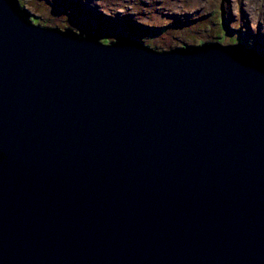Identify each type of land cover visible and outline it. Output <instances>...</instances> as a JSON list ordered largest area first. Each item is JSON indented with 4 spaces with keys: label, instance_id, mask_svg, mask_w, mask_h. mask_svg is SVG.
Listing matches in <instances>:
<instances>
[{
    "label": "water",
    "instance_id": "95a60500",
    "mask_svg": "<svg viewBox=\"0 0 264 264\" xmlns=\"http://www.w3.org/2000/svg\"><path fill=\"white\" fill-rule=\"evenodd\" d=\"M159 52L0 0V264H264V59Z\"/></svg>",
    "mask_w": 264,
    "mask_h": 264
},
{
    "label": "rangeland",
    "instance_id": "374dc122",
    "mask_svg": "<svg viewBox=\"0 0 264 264\" xmlns=\"http://www.w3.org/2000/svg\"><path fill=\"white\" fill-rule=\"evenodd\" d=\"M18 1L34 24L94 34L103 43L129 36L161 51L241 44L264 57V0H91L93 10L84 0Z\"/></svg>",
    "mask_w": 264,
    "mask_h": 264
},
{
    "label": "trees",
    "instance_id": "16d2710c",
    "mask_svg": "<svg viewBox=\"0 0 264 264\" xmlns=\"http://www.w3.org/2000/svg\"><path fill=\"white\" fill-rule=\"evenodd\" d=\"M22 6V5H21ZM22 8V7H21ZM35 24H37V23H35ZM45 26V25H44ZM52 28H56V29H58V30H61L60 28H57V27H52ZM71 30V29H70ZM72 31V30H71ZM73 32V31H72ZM120 39H125L126 41H130V42H136V43H139V44H141V45H143V46H147L148 47V45L145 43V42H143V41H140L139 42V40H137L138 38H135V37H129V36H123V37H121ZM237 40H235L234 39V44H236L237 42H236ZM104 42V41H103ZM108 42V41H107ZM212 44H214V43H212ZM238 45H241V44H238ZM199 46H201V44L199 45H197V46H195V45H192V46H190V47H199ZM151 47V46H150ZM152 48V47H151ZM182 48H184V47H182ZM182 48H176V49H182ZM156 51H159V52H163V50L161 51V50H159V49H155Z\"/></svg>",
    "mask_w": 264,
    "mask_h": 264
},
{
    "label": "bare ground",
    "instance_id": "6f19581e",
    "mask_svg": "<svg viewBox=\"0 0 264 264\" xmlns=\"http://www.w3.org/2000/svg\"><path fill=\"white\" fill-rule=\"evenodd\" d=\"M84 2L86 3V5L88 6L89 9L93 10L95 9V7L92 5L93 1L91 0H84ZM247 16H248V21L251 23L253 22V20H255L254 16H252V14L246 12ZM117 19H119L118 16H116ZM256 21V20H255ZM260 25V27H259ZM258 25V30L261 32L262 27L264 26V17L261 18V22H259ZM262 25V26H261ZM263 35V33H261Z\"/></svg>",
    "mask_w": 264,
    "mask_h": 264
},
{
    "label": "flooded vegetation",
    "instance_id": "af4514ba",
    "mask_svg": "<svg viewBox=\"0 0 264 264\" xmlns=\"http://www.w3.org/2000/svg\"><path fill=\"white\" fill-rule=\"evenodd\" d=\"M208 43H210V42H208ZM210 44H212V43H210ZM214 44H215V43H214ZM240 46H242V45H240ZM242 47H243V49H245V50H247V51H248V50H250V51L252 52V50H253V49L247 48V47H246V46H244V45H243ZM257 54H258V53H257ZM258 55H259V54H258ZM258 57H260V58L264 59V57H263V56H261V55H259Z\"/></svg>",
    "mask_w": 264,
    "mask_h": 264
}]
</instances>
